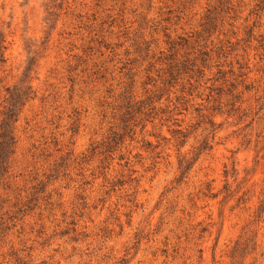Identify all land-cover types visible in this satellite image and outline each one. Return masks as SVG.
I'll list each match as a JSON object with an SVG mask.
<instances>
[{
    "label": "rangeland",
    "instance_id": "1",
    "mask_svg": "<svg viewBox=\"0 0 264 264\" xmlns=\"http://www.w3.org/2000/svg\"><path fill=\"white\" fill-rule=\"evenodd\" d=\"M0 38V264H264V0H0Z\"/></svg>",
    "mask_w": 264,
    "mask_h": 264
},
{
    "label": "trees",
    "instance_id": "2",
    "mask_svg": "<svg viewBox=\"0 0 264 264\" xmlns=\"http://www.w3.org/2000/svg\"><path fill=\"white\" fill-rule=\"evenodd\" d=\"M7 47L5 45V40L0 38V66L3 63H6L5 52ZM32 69H28L27 73H30ZM25 74V78L28 76ZM7 106L6 110L3 113V120L0 123V178L5 176L11 169L12 158L15 154L16 148V137H15V123L17 122L23 107L26 103L32 98L34 94L33 86H31L26 80H23L21 84L15 85L13 88L7 90ZM239 96H234L233 100L238 99ZM236 101L232 103V106H235ZM237 109L236 111H238ZM235 111V110H234ZM114 141V140H113ZM206 149V148H204ZM213 148H210L212 150ZM197 161V160H196ZM187 170L191 168L189 162H185ZM194 164V163H192ZM184 174V173H183ZM262 196L264 197V189L262 190ZM243 199L240 198L239 202ZM264 208V199L260 201V209ZM264 212V209H263ZM257 251V242L255 238H249L244 234L241 236L236 243L234 244L231 253L230 260L231 264H240L239 261L247 255H253Z\"/></svg>",
    "mask_w": 264,
    "mask_h": 264
}]
</instances>
